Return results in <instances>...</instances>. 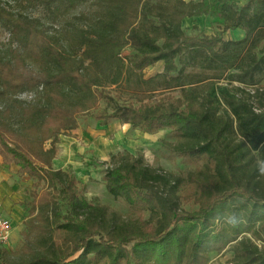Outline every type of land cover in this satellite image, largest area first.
Masks as SVG:
<instances>
[{
  "label": "trees",
  "instance_id": "obj_1",
  "mask_svg": "<svg viewBox=\"0 0 264 264\" xmlns=\"http://www.w3.org/2000/svg\"><path fill=\"white\" fill-rule=\"evenodd\" d=\"M84 2L95 7L96 31L64 27L57 36L0 0V20L19 44L0 60V163L32 181L20 247L12 257L0 247V264H205L210 252L226 250L235 264H264L255 242H264V0ZM148 15L160 23L138 29ZM202 15L217 18L221 33L241 29L243 38L185 34L182 19ZM127 44L141 77L163 62V72L143 83L159 79L161 88L181 91L206 83L204 95L164 91L137 108L118 104L102 80L119 82ZM225 79L251 83H219ZM83 116L146 133L169 129L179 137L174 152L206 160L177 175L129 151L109 153L103 180L128 207L123 215L88 199L70 168L53 166L60 136H70ZM185 187L194 188L193 211L180 206Z\"/></svg>",
  "mask_w": 264,
  "mask_h": 264
},
{
  "label": "rangeland",
  "instance_id": "obj_2",
  "mask_svg": "<svg viewBox=\"0 0 264 264\" xmlns=\"http://www.w3.org/2000/svg\"><path fill=\"white\" fill-rule=\"evenodd\" d=\"M2 2L8 10L20 11L31 17H39L42 22L49 25L50 33L57 36H60V30L64 27H76L90 31V28H92L93 31H96L90 25L92 16L96 12L95 7L92 4L84 2V0H65L61 4L60 0H2ZM72 2V7L67 6ZM148 2L150 4L156 2V0H148ZM67 8L70 9L65 12ZM159 23L158 17L148 15L146 18L140 20L136 24V27L150 32L151 27L157 26ZM199 24L201 26L192 24L184 28L185 33L193 36L204 34L207 36L217 35L221 38L223 35L225 38L237 37V30L235 29L221 33L215 19L211 21L205 19L204 22L200 20ZM90 36H94V34H90ZM18 45V41L13 37L10 27L0 20V60L7 58L11 49L18 47ZM131 54V46L127 44L122 54L124 58L122 75L117 84H110L106 79L102 80V84L115 96L118 104L137 108L142 104L158 100L164 91H171L176 96H181L182 98L192 97L196 100L204 95L206 83L186 86L184 91H181L180 88H161L159 79L153 82V84L143 83L142 79H147L163 72V62L158 61L144 69L141 77L140 72L129 63L128 57ZM230 72L237 74L238 70L234 69L230 70ZM168 74L175 75L176 72L172 71ZM228 80H221L219 83H228L233 86L241 85L245 89H248L251 83L246 81L247 83L242 84L239 81ZM261 85L264 88V80L261 82ZM148 87H152L153 90H150ZM26 94L28 93H23L22 96L29 98V95ZM251 101L255 105H258L254 99H251ZM105 106L106 101L101 99L99 108L103 109ZM178 142V134L169 129H162L155 133H146L132 128L129 124H122L117 120H110L108 123H104L91 116H83L78 118V127L70 132V136H60L55 157L56 166L54 168L63 167L65 170L70 168L82 183L84 193L88 199L97 198L100 203L116 209L125 215L129 212V209L124 201L120 198H113L105 188L103 175L107 164L104 161L109 157L108 154L111 152L117 153V151H129L134 155L142 156L143 160L150 166L159 167L165 172L177 175H182L188 170H194L205 162L206 157L204 155L190 156L174 152L171 146ZM99 147H101L105 154L97 152V148ZM0 165L2 172L7 175L8 173H13L15 170L11 165H2L1 163ZM15 177L16 180L23 181L24 185L21 197L11 198V207L6 208V213L10 217L11 223H13V216L15 218L17 216L18 220L26 219L31 203L29 191L32 189V181L26 180L18 176V174ZM180 200V206L185 211H193L197 208L194 188L192 187L182 189ZM15 207L17 208L16 211ZM16 226L19 225L13 223L11 229L17 232H14L13 236L11 234L10 239L3 245V248L7 250L11 257L15 256L16 250L21 244V230L18 233ZM255 242L264 247V242L257 240ZM205 264H235V261L232 251L226 250L221 253L210 252Z\"/></svg>",
  "mask_w": 264,
  "mask_h": 264
},
{
  "label": "crops",
  "instance_id": "obj_3",
  "mask_svg": "<svg viewBox=\"0 0 264 264\" xmlns=\"http://www.w3.org/2000/svg\"><path fill=\"white\" fill-rule=\"evenodd\" d=\"M185 1H189V0H185ZM194 1H198V0H194ZM229 1L234 2L238 6H241L245 3H247L249 0H229ZM205 19H209L210 21L215 19L216 24L218 25V23H219V20L217 18L208 16V15H202V16H198V17H184L181 21V28L185 32L184 28L191 26L192 24L201 26L199 24L200 20H201V22H204ZM230 30H232V29L227 30V32ZM235 30H237V37L236 38H232V37L225 38L223 35L222 39H224V40H238V39L243 38L244 32L241 29H235ZM98 152H100L101 154H105V152L102 151L101 147H99ZM2 165H4V164H2ZM53 166L54 167L56 166V158H54V160H53ZM11 167L15 168V170L13 171V173H8V175H7L6 173L2 172L1 165H0V199H2V202L4 201L3 205L5 208V211H6L7 207L8 208L11 207V200H10L11 198L15 199V198L21 197V193H22V189H23V185H24L23 181L16 180L15 175L17 174V168L14 165H11ZM56 168L64 169L63 167H56ZM8 197H10V198H8ZM14 209H15V211L17 210L16 207ZM22 222H23V219L18 220L17 216H16V218L13 216V223L15 225H19V226H16L18 233L23 228ZM13 223H12V225H13ZM14 232H17V231H13V229H11L10 237H11V234L13 236Z\"/></svg>",
  "mask_w": 264,
  "mask_h": 264
},
{
  "label": "built area",
  "instance_id": "obj_4",
  "mask_svg": "<svg viewBox=\"0 0 264 264\" xmlns=\"http://www.w3.org/2000/svg\"><path fill=\"white\" fill-rule=\"evenodd\" d=\"M11 219L5 211L2 200L0 199V247L10 239Z\"/></svg>",
  "mask_w": 264,
  "mask_h": 264
},
{
  "label": "bare ground",
  "instance_id": "obj_5",
  "mask_svg": "<svg viewBox=\"0 0 264 264\" xmlns=\"http://www.w3.org/2000/svg\"><path fill=\"white\" fill-rule=\"evenodd\" d=\"M99 151V148H97V152Z\"/></svg>",
  "mask_w": 264,
  "mask_h": 264
}]
</instances>
